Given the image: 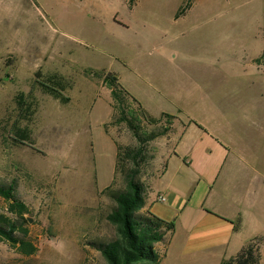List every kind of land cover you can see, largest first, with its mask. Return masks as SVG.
<instances>
[{"label": "rangeland", "instance_id": "rangeland-1", "mask_svg": "<svg viewBox=\"0 0 264 264\" xmlns=\"http://www.w3.org/2000/svg\"><path fill=\"white\" fill-rule=\"evenodd\" d=\"M263 40L264 0H0V182H15L29 207L15 234L35 247L0 238V264H107L95 242L117 235L105 190L124 187L116 140H137L113 120L98 72L155 116L205 121L214 104L253 99L234 70ZM44 74L67 79L68 102L36 84ZM167 135L148 144L145 183ZM0 214L15 217L2 197Z\"/></svg>", "mask_w": 264, "mask_h": 264}, {"label": "crops", "instance_id": "crops-1", "mask_svg": "<svg viewBox=\"0 0 264 264\" xmlns=\"http://www.w3.org/2000/svg\"><path fill=\"white\" fill-rule=\"evenodd\" d=\"M254 51L250 66L234 70L253 86L252 100L214 104L205 121H175L161 140L144 210L176 226L155 243L159 264H221L264 239V40Z\"/></svg>", "mask_w": 264, "mask_h": 264}, {"label": "trees", "instance_id": "trees-1", "mask_svg": "<svg viewBox=\"0 0 264 264\" xmlns=\"http://www.w3.org/2000/svg\"><path fill=\"white\" fill-rule=\"evenodd\" d=\"M36 74L42 75V71L39 70ZM98 74L111 89L114 100L112 106L114 112L116 111L113 113V120L126 122L137 142L125 144L116 140L118 147L116 175L122 177L124 187L113 189L108 186L105 190L116 202L107 218L115 225L117 235L109 241H96L95 245L105 257L107 264H159L161 255L156 251L155 243L165 240L168 234L173 233L176 223L175 220L168 221L149 210H144L147 183L141 179V172L149 159L154 158L148 154L149 142L171 133L176 115L166 112L161 116L151 114L124 88L116 74L113 72ZM36 84L45 93L63 102L70 100L64 93L70 84L63 76L44 74V79H36ZM28 105L26 109L30 107ZM17 134L24 139L29 137L27 131L20 127ZM0 197L8 201V210L15 215L14 217L0 214V238L20 243L24 253L32 254L35 251L34 245L15 234L20 227V219L27 221L25 214L29 211L27 204L18 195L16 183L0 182ZM239 225L238 219L236 227ZM255 246L256 242L248 244L236 256L223 260L221 264H259L261 255Z\"/></svg>", "mask_w": 264, "mask_h": 264}, {"label": "built area", "instance_id": "built-area-1", "mask_svg": "<svg viewBox=\"0 0 264 264\" xmlns=\"http://www.w3.org/2000/svg\"><path fill=\"white\" fill-rule=\"evenodd\" d=\"M159 200H161V201H164V200H166V196L165 195H161L160 197H159ZM256 248H263L264 249V239L263 240H260V241H256V246H255Z\"/></svg>", "mask_w": 264, "mask_h": 264}]
</instances>
